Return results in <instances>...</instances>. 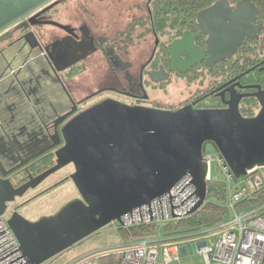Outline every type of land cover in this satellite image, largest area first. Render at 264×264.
Returning a JSON list of instances; mask_svg holds the SVG:
<instances>
[{
  "label": "flooded vegetation",
  "instance_id": "obj_1",
  "mask_svg": "<svg viewBox=\"0 0 264 264\" xmlns=\"http://www.w3.org/2000/svg\"><path fill=\"white\" fill-rule=\"evenodd\" d=\"M216 1L194 9L187 0H45L1 28L0 199L56 164L55 151L65 140L61 134L50 140L47 133H61L73 117L105 100L177 110L189 104L226 108L232 97L247 95L240 110L244 116L256 115L261 106L254 85L264 89L259 8L254 20L259 35L245 37L231 56L208 66L210 35L199 17ZM227 1L234 10L240 0ZM14 47L27 72L20 86L3 81L10 72H5L3 54ZM193 58L194 64L187 65ZM251 75L254 79H247ZM175 80L184 81L188 94L168 103L164 99ZM74 171L70 163L15 195L6 202L4 215L29 219L27 209L63 187L79 197L70 177Z\"/></svg>",
  "mask_w": 264,
  "mask_h": 264
},
{
  "label": "water",
  "instance_id": "obj_2",
  "mask_svg": "<svg viewBox=\"0 0 264 264\" xmlns=\"http://www.w3.org/2000/svg\"><path fill=\"white\" fill-rule=\"evenodd\" d=\"M43 1L0 0V29ZM257 14L252 0H240L234 10L227 0H218L201 12L199 18L210 35L208 66L231 56L245 37L259 35L260 27L254 24ZM16 48L3 54L5 72L10 71L3 81L12 79L20 86L27 72ZM171 50L174 54L173 46ZM254 86L259 90L253 95L261 106L254 116H244L240 110V100L247 95L232 97L226 108L189 104L177 110L105 100L77 114L61 133H47L50 140L60 134L65 140L55 151L56 164L18 188L12 187L10 194L0 199V216L7 201L70 163L75 166L70 177L80 196L36 220L20 213L8 219L28 263L48 262L122 215L169 192L188 173L200 197L191 211L195 213L208 196V164L202 158L206 142L216 145L236 178L264 167V89Z\"/></svg>",
  "mask_w": 264,
  "mask_h": 264
},
{
  "label": "built area",
  "instance_id": "obj_3",
  "mask_svg": "<svg viewBox=\"0 0 264 264\" xmlns=\"http://www.w3.org/2000/svg\"><path fill=\"white\" fill-rule=\"evenodd\" d=\"M202 158L208 164V182L213 180L211 165L216 163L228 190L227 207L230 215L233 214L232 218L196 232L175 236L161 233L166 225L189 217L200 200L194 178L188 173L169 192L112 222V225L124 229L140 225L156 226L155 235L136 239L118 247L119 250L96 251L94 257L86 255L70 264H103L101 258L110 254L119 256L117 264H173L190 255V245L204 256V264H264V202L245 210L238 209L241 202L253 198L264 188V167H257L248 171L246 176L236 178L221 153L204 151ZM215 230L219 231L218 239L211 244L203 234ZM96 253L102 255L97 256ZM0 264H29L4 214L0 216Z\"/></svg>",
  "mask_w": 264,
  "mask_h": 264
},
{
  "label": "rangeland",
  "instance_id": "obj_4",
  "mask_svg": "<svg viewBox=\"0 0 264 264\" xmlns=\"http://www.w3.org/2000/svg\"><path fill=\"white\" fill-rule=\"evenodd\" d=\"M247 79H254V75L248 76ZM185 83L182 80H175L169 85V92L165 96V101L168 103H178L181 99L185 98L188 94L184 91ZM159 93V92H158ZM44 94V93H43ZM161 94V92L159 93ZM158 96V95H157ZM162 96V95H161ZM212 103L213 100L208 101ZM245 115H248L247 111H244ZM204 151L209 154H217L219 153L218 148L213 142H206ZM212 178L215 182L223 181L222 175L218 172L217 165L215 162L211 165ZM75 192L71 189H66V187L55 190L43 197H40L39 200L35 202V204L31 207V209H27L25 211V216H28L29 219L36 220L42 216L50 215L59 210L65 203L74 198ZM233 214L230 215L232 218ZM189 223H181L177 230L178 231H186L189 230ZM208 228V227H207ZM206 228H202L201 230H205ZM175 230V229H172ZM197 231V230H196ZM192 230L191 232H196ZM190 231L182 232L189 233ZM179 233H173L170 236H175ZM219 231H211L206 234H203L211 244H215L218 239ZM134 242L127 234L126 231L120 227L115 225H107L100 229L98 232L92 234L91 236L84 239L82 242L76 244L70 249L64 251L60 255L54 257L44 264H70L74 260L84 257L86 255H90L91 257L95 256L96 251H102L104 249L110 248H118L120 246H124L125 244H130ZM116 250H119L116 249ZM190 255L183 256L180 261L174 262L173 264H204L205 258L203 255L198 254L195 251V247L193 245L189 246ZM103 253V252H102ZM102 253H96L97 256L102 255ZM89 260V257H87Z\"/></svg>",
  "mask_w": 264,
  "mask_h": 264
},
{
  "label": "trees",
  "instance_id": "obj_5",
  "mask_svg": "<svg viewBox=\"0 0 264 264\" xmlns=\"http://www.w3.org/2000/svg\"><path fill=\"white\" fill-rule=\"evenodd\" d=\"M189 5L194 9H200L206 6L211 0H187ZM237 1V0H236ZM260 11L259 18L263 23L264 28V0H252ZM264 42V36H263ZM205 148V146H204ZM228 190L224 181L215 182L214 180L208 182V196L205 203L195 213L191 214L186 219L172 222L162 228V234L182 233L192 230H201L215 226L225 221L230 217V210L227 207ZM264 202V188L255 194L253 198H248L238 205L239 210H245L258 206ZM189 223V230L178 231L177 228L181 223ZM121 228V227H120ZM124 229V228H122ZM175 229V230H172ZM126 234L132 239L150 237L156 234L157 228L152 225L134 226L129 229H124ZM119 256L117 254H110L102 257L103 264H117Z\"/></svg>",
  "mask_w": 264,
  "mask_h": 264
}]
</instances>
